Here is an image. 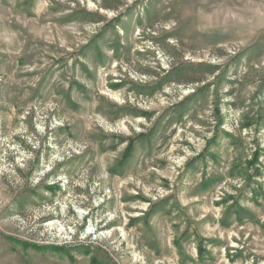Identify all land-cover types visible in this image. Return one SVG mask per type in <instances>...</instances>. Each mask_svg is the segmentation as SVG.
I'll use <instances>...</instances> for the list:
<instances>
[{
  "label": "rangeland",
  "instance_id": "rangeland-1",
  "mask_svg": "<svg viewBox=\"0 0 264 264\" xmlns=\"http://www.w3.org/2000/svg\"><path fill=\"white\" fill-rule=\"evenodd\" d=\"M0 264H264V0H0Z\"/></svg>",
  "mask_w": 264,
  "mask_h": 264
},
{
  "label": "trees",
  "instance_id": "trees-1",
  "mask_svg": "<svg viewBox=\"0 0 264 264\" xmlns=\"http://www.w3.org/2000/svg\"><path fill=\"white\" fill-rule=\"evenodd\" d=\"M131 150V147H127L126 151H125V155L128 154V152ZM125 158V157H124ZM124 160V159H123Z\"/></svg>",
  "mask_w": 264,
  "mask_h": 264
}]
</instances>
